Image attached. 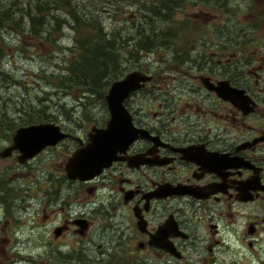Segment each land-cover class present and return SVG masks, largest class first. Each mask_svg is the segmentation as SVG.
I'll return each instance as SVG.
<instances>
[{
    "label": "flooded vegetation",
    "instance_id": "1",
    "mask_svg": "<svg viewBox=\"0 0 264 264\" xmlns=\"http://www.w3.org/2000/svg\"><path fill=\"white\" fill-rule=\"evenodd\" d=\"M238 1L199 0L200 25L172 26L185 39L154 51V71L130 66L152 79L123 102L138 137L109 167L66 171L107 127L110 88L103 123L82 137L61 127L70 139L21 164L76 143L43 173L41 264H264V0ZM223 9L248 20L211 24Z\"/></svg>",
    "mask_w": 264,
    "mask_h": 264
},
{
    "label": "rangeland",
    "instance_id": "2",
    "mask_svg": "<svg viewBox=\"0 0 264 264\" xmlns=\"http://www.w3.org/2000/svg\"><path fill=\"white\" fill-rule=\"evenodd\" d=\"M198 1L185 0L183 7L174 10L175 14L172 17L166 16L165 22L160 21L165 18L160 14V20H155L154 26L168 29H173L182 23L193 27L199 26V18H196L199 15ZM244 1H238L236 6L242 5ZM77 3L92 4L90 0H77ZM186 3L188 5H185ZM146 4V0H123L120 8V12L123 10L121 16H119L120 12L115 14L107 6V12L99 15V27L104 29L105 33H112L117 28L121 29L124 37L134 34L138 27H144L141 24L143 16H146ZM110 5L115 8L116 4ZM256 9L262 10V6L256 5ZM222 13L217 12L211 24L217 23L218 26H225L227 23L243 24L240 21L244 22L245 18L248 20L249 16L243 15L237 19V15L231 17L225 15L227 13L224 9ZM227 17L229 20H226ZM61 23V32L55 35L46 33L44 42L41 39L28 37L26 31L20 33L13 29L0 31V100L4 102L9 99L11 101L24 99L34 102L39 99L41 108L44 107L48 114L55 117L52 123L82 137L83 132H88L93 123H103L104 103L99 102L98 98L97 101H93L95 95L91 93L84 94L82 91L74 90L67 94L66 91L54 89L44 79L52 72L57 71L55 74H58V71H62L61 68L66 67L72 56L71 50L75 45L77 31L70 23L64 21ZM168 32L175 33L174 30ZM175 37L185 39L181 31H176ZM54 45L58 50L53 48ZM157 49L168 54L166 48ZM154 51L140 53L139 63L151 69L149 71H154L161 64L160 55H156ZM124 58L125 56L122 60ZM132 64L134 63H128L129 72L134 70L130 68ZM28 105L24 103L22 109L28 108ZM17 114L18 111L15 112V115ZM10 144L11 142L0 139V151ZM75 146L74 141L67 140L64 145L49 149L26 167L18 163L17 155L7 159L0 158V196L2 197L0 199V264H41L40 184L43 181V173L46 168L57 167L63 163L65 157L75 150ZM2 187L7 190L5 195L1 193Z\"/></svg>",
    "mask_w": 264,
    "mask_h": 264
},
{
    "label": "trees",
    "instance_id": "3",
    "mask_svg": "<svg viewBox=\"0 0 264 264\" xmlns=\"http://www.w3.org/2000/svg\"><path fill=\"white\" fill-rule=\"evenodd\" d=\"M146 1V16H143L141 24L144 27H138L134 34L126 37L118 28L112 33H105L98 22L99 15L107 12V6L115 14L120 12L123 0H90V5L78 4L77 0H0V31H26L28 37L44 42L46 33L55 35L61 32L62 21L70 23L77 31L71 59L58 74H55L57 71L52 72L44 79L54 89L66 91L67 94L74 90L91 93L99 102H103L107 89L124 74L123 56L128 63H139L140 53H151L176 38L168 32L170 28L154 26L155 20H160L159 15L162 14L165 18L160 21L165 22L166 16L172 17L174 10L182 8L185 0ZM114 3L115 8L110 5ZM87 8L90 11L87 12ZM122 14L123 10L119 16ZM53 48L57 49L56 45ZM24 103L29 104L28 108L22 109ZM40 103L39 99L34 102L24 99L0 100V139L12 142L13 135L20 127L54 122L55 117L48 114L44 107L41 108ZM2 190L1 193L5 195L7 190L5 187Z\"/></svg>",
    "mask_w": 264,
    "mask_h": 264
},
{
    "label": "water",
    "instance_id": "4",
    "mask_svg": "<svg viewBox=\"0 0 264 264\" xmlns=\"http://www.w3.org/2000/svg\"><path fill=\"white\" fill-rule=\"evenodd\" d=\"M150 75L133 71L112 84L106 97L111 119L104 129L93 128L90 142L78 149L68 160L66 171L72 179H90L109 167L119 153H124L138 137V130L123 102L131 92L151 81ZM70 135L55 123H39L19 128L12 144L0 152V158H8L18 152V161L25 163L48 147H54Z\"/></svg>",
    "mask_w": 264,
    "mask_h": 264
},
{
    "label": "bare ground",
    "instance_id": "5",
    "mask_svg": "<svg viewBox=\"0 0 264 264\" xmlns=\"http://www.w3.org/2000/svg\"><path fill=\"white\" fill-rule=\"evenodd\" d=\"M169 53H170V52H169ZM171 54H172V53H171ZM126 61H127V60H126ZM43 101H44V100H43ZM44 102H45V101H44ZM68 134H69V133H68ZM69 135H70V134H69ZM69 139H70V138H69ZM69 139H68V140H69ZM71 141H72V140H71ZM10 146H11V145H10ZM7 147H9V146H7ZM70 156H71V155H70ZM2 206H3V205H2Z\"/></svg>",
    "mask_w": 264,
    "mask_h": 264
}]
</instances>
